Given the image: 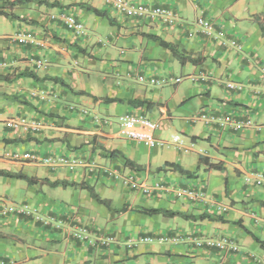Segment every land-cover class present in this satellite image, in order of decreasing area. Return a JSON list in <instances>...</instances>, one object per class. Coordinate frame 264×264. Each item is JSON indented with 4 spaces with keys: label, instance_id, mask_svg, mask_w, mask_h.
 Here are the masks:
<instances>
[{
    "label": "crops",
    "instance_id": "0c3cea01",
    "mask_svg": "<svg viewBox=\"0 0 264 264\" xmlns=\"http://www.w3.org/2000/svg\"><path fill=\"white\" fill-rule=\"evenodd\" d=\"M128 1L169 8L176 18L130 17L117 11L112 0H25L4 8L20 19L0 16V169L37 180L28 184L0 175V197L21 195L18 203L39 217L0 215V264H264V249L253 238L264 242V186L244 179L251 171L264 173V0ZM87 5L107 16L92 13ZM61 13L80 20L83 34L69 31ZM198 16L210 21L209 30L195 23ZM105 24L112 30L108 44L93 37V30ZM148 34L205 60L182 64ZM118 40L123 45H115ZM80 54L83 60L87 57L83 64ZM94 61L100 67L90 64ZM22 70L40 79H4ZM120 76L134 81L115 82ZM139 76L169 78L162 84L169 89L142 83ZM184 76L192 83L173 81ZM56 77L68 87L50 79ZM92 78L97 88L87 83ZM104 97L118 100L107 102ZM129 99L146 101L134 104ZM200 110L214 118L195 119ZM127 112H141L157 122L158 137L181 133L193 145L184 153L173 146L147 148L127 140L113 121ZM10 116L41 125L36 130L9 128L1 120ZM224 118L228 123L220 125ZM248 120L251 125H246ZM25 152L34 153L38 161H24ZM47 155L76 157L82 163L49 167L39 162ZM200 157L223 169H208ZM126 159L140 169L127 166ZM167 162L195 176L182 175ZM104 168L132 174L151 193L131 191L104 174ZM56 180L76 185L49 183ZM79 183L92 186L110 205L98 203ZM119 184L120 192L131 196L119 194ZM166 186L200 188L205 198H176L163 191ZM118 194L125 211H115L121 208L113 202ZM136 206L214 219L146 215ZM81 224L88 233L77 239L72 231ZM163 234L182 239L141 240ZM221 238L237 249L203 242Z\"/></svg>",
    "mask_w": 264,
    "mask_h": 264
},
{
    "label": "built area",
    "instance_id": "2783aa9c",
    "mask_svg": "<svg viewBox=\"0 0 264 264\" xmlns=\"http://www.w3.org/2000/svg\"><path fill=\"white\" fill-rule=\"evenodd\" d=\"M112 5L114 8L122 12L123 14L130 17L153 19L158 18L163 21L172 22L175 20V14L169 9L164 8L159 5H148V4H134L128 0H112ZM59 18L63 22L64 26L76 35L83 34L84 25L72 14L61 13ZM195 23L205 30L211 28V23L209 20L202 16L196 18ZM0 65H2L0 63ZM139 81L142 83L147 82L150 85H162L170 81L169 78L155 79L153 77L139 76ZM182 79L180 77L174 78V82H180ZM1 114V112H0ZM214 118L211 114H208L204 110L198 111L195 115V119H212ZM228 118L218 121L220 125L228 123ZM6 127L9 128H20L23 130H36L40 127L41 123L38 121H28L26 118L21 116H10L5 117L1 120ZM117 124L119 127L120 135L130 141L137 144L146 146L147 148L154 147H165L173 146L177 150L182 152L189 151L190 147L193 145L192 142L186 141L181 134H173L168 139L160 138L156 135L158 130V123L150 119L146 114L141 112H127L122 113L117 117ZM251 121L248 120L246 125H251ZM24 161L36 162L38 161L37 156L34 153L25 152L21 155ZM39 162L46 164L49 167L65 166L68 168H73L80 165L82 161L76 157L59 155L52 156L47 155L43 157ZM103 173L107 174L110 178L119 183L125 185L131 191H137L142 195H148L151 193V188L148 184L137 180L132 174L124 173L121 170L115 168H104ZM246 182H253L255 185L264 186V173L261 171H251L247 173L244 177ZM166 193H171L176 198H185L200 201L205 198V193L200 188H192L186 186H166L163 188ZM225 210V207L223 208ZM7 214H33L35 215V210H31L26 204L9 201L4 197H0V215ZM37 216V214H36ZM37 218H39L37 216ZM87 228H74L72 231V236L77 239H84L87 235ZM182 239L181 236L177 235H157V236H144L141 238L144 242H175ZM207 245H215L221 249L229 248L236 250L237 246L231 240L227 238H221L219 240H203Z\"/></svg>",
    "mask_w": 264,
    "mask_h": 264
},
{
    "label": "trees",
    "instance_id": "16d2710c",
    "mask_svg": "<svg viewBox=\"0 0 264 264\" xmlns=\"http://www.w3.org/2000/svg\"><path fill=\"white\" fill-rule=\"evenodd\" d=\"M24 1L25 0H15V2H11V1H8V0H3L1 2V4H0V16L12 17V18L20 19V18H18V16L14 15L11 11L7 12L6 10H4V8L13 9L15 3L19 4V3H23ZM86 9L91 11L92 13L98 15V16H104V17L107 16V13L105 11L98 10V9H96V8L90 6V5H87ZM109 21H110L111 24L114 23L112 19H109ZM261 29H262V35L264 36V25L263 24L261 25ZM148 37L153 39V40L158 41L161 46L169 49L172 52V54L174 55V57L182 64L187 62V61H189V62H191L193 64H199V63H201L202 61L205 60V57L202 56L201 54L192 56L191 54H188V53H186L183 50H178L175 45L171 44L170 42H166L163 39H161V38H159V37H157L155 35L148 34ZM78 49L80 51H84L81 48H78ZM21 77H30V78H32L34 80L40 79V78H38L36 76V74L34 72H32L30 70H22L20 72H17L16 74H13V76L11 78H9L8 76H5L4 79L7 80V81H13V80H17V79H19ZM42 79H44V78H42ZM50 79L68 87V85L66 83H64L60 78L56 77V78H50ZM74 93L81 94V93H84V92H82V91H74ZM103 99L105 101H107V102L118 100L116 98H107V97H104ZM145 101L146 100H144V99H142V100L129 99L128 100V102H131V103H134V104H142ZM199 160H200V162L204 163L207 166L208 169H214V170H222L223 169L220 163L210 162L208 160V158H206V157H200ZM125 164L127 166H129L130 168H133V169H136V170L140 169V167L138 165L134 164L132 161H130L128 159L125 160ZM165 165L170 167V169H172L174 171H178L180 174L185 175L187 177H194L195 176V172H190V171L184 170V169L180 168L177 164L167 162ZM0 175L21 179V180L26 181L28 184L37 183L36 178L28 177L25 174H22L20 172H18V173H10L8 171L0 169ZM42 181H46V180L44 179ZM49 183L51 185H53V186H56V185H59V184L62 185V186H67V185L75 186L76 185V183L67 182V181H64V180H56V181L49 182ZM77 186L80 187V188L87 189L89 191L90 195L92 196V198H94L98 203L104 204L105 206H109L110 205L109 200L101 198L94 191L92 186H89V185H87L85 183H79V184H77ZM126 209H127V206L124 205L120 209H117L115 211L120 212V211H125ZM134 209L136 211H138L140 213H143V214H146V215L161 214V215L167 216V217L181 216V217L191 218V219H194V220L195 219H202V218L214 219V218H212V217H210V216H208L206 214H200V215H197V216L196 215L187 216L186 214H184L182 212H179V211H170V210H166V209H162V208H144V207L136 206ZM253 238H254V240L256 242H258L260 247H262L264 249V242L259 240L256 237H253Z\"/></svg>",
    "mask_w": 264,
    "mask_h": 264
},
{
    "label": "rangeland",
    "instance_id": "374dc122",
    "mask_svg": "<svg viewBox=\"0 0 264 264\" xmlns=\"http://www.w3.org/2000/svg\"><path fill=\"white\" fill-rule=\"evenodd\" d=\"M84 25V24H83ZM89 27H91V26H89ZM85 28V27H84ZM110 28H111V25L110 24H105V25H102V26H99L98 28H95L93 31H94V35H93V37H94V40H100V41H102V43L103 44H108L107 43V40H106V38H107V35L109 34V33H111L112 32V30H111V32H110ZM4 29V27H2L1 26V28H0V32H2V30ZM89 29V31H90V28H88ZM92 30V29H91ZM116 44L115 45H117V46H121V45H123V41L122 40H118L117 42H115ZM101 48H103V47H101ZM115 49H116V47H115ZM99 52L100 53H102L103 51L102 50H99ZM84 57H85V59L83 60V55L82 54H80L79 55V64H83L84 62H86V60H87V57L84 55ZM100 63L101 62H90V64H92L93 65V67H96V65L97 66H99L100 67ZM93 71H95V70H93ZM176 73V75H180V76H183L182 74H180V72L179 71H177V72H175ZM98 73H96L94 76H96ZM98 75H100V74H98ZM95 78V77H94ZM94 78H92L91 80H88L87 79V83L88 84H90L91 86H95L96 88L99 86L98 85V81H96ZM129 78V77H128ZM122 81L123 83H125V81H128V82H130L131 83V81H134L133 79H127V78H125V76H120V79H117V78H114V81L116 82V81ZM133 84L135 83V82H132ZM180 83H183V84H190V83H192L188 78H185V76H184V78H182V81L180 82ZM98 85V86H97ZM160 86H164V85H160ZM163 88H166V89H169V85H165ZM75 95V94H74ZM167 95L169 96V94H168V92H167ZM78 97V95H76V98ZM113 121L116 123L117 122V116H113ZM179 134H181V133H179ZM183 135V134H182ZM183 137H184V139H186V136H184L183 135ZM185 153V152H184ZM119 187H118V193L119 194H123L124 196H131V193L130 192H120L122 189V186L119 184L118 185ZM118 194V196L117 197H114V199H113V202H114V206H116V207H122V203H121V201H122V198L120 197V195ZM22 196L20 195L18 198H13L12 196H8V200L9 201H13V202H20V198H21ZM77 227L78 228H83V227H85V228H87V226L86 225H77ZM77 227H75V228H77ZM88 231V230H87ZM154 242H158V241H153V243Z\"/></svg>",
    "mask_w": 264,
    "mask_h": 264
}]
</instances>
